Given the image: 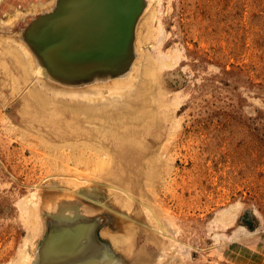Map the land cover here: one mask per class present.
<instances>
[{
    "label": "rangeland",
    "instance_id": "rangeland-1",
    "mask_svg": "<svg viewBox=\"0 0 264 264\" xmlns=\"http://www.w3.org/2000/svg\"><path fill=\"white\" fill-rule=\"evenodd\" d=\"M46 1L0 0V22ZM157 1H131L136 9L132 23L138 22V26L136 34L129 32L130 40L129 35L124 38V67L120 62L122 67L108 62L103 68L107 73L111 67L107 75L117 79L119 70L125 69L129 75L138 66L133 61L140 54L152 55V43L160 34L151 39L141 36L149 22L156 28L162 25V54L177 51V63L161 75L164 90L171 92L166 94L167 103L175 102L170 108L174 129L169 137L161 132L159 155L163 157L159 162L163 164L159 163L156 182L148 186L173 233L160 234L157 246L149 239L156 228L144 222L147 216L139 209L137 196L132 212L125 213L113 202V193L100 187L104 180L82 184L80 178L93 169L87 154L76 163L68 151L64 153L71 158L63 161L37 149L36 137L21 135L23 126L10 109V91L0 88V97L5 98L4 102L0 99V264H11L24 245L26 216L17 205L34 192L42 225L41 233L32 240L37 250L47 232L46 224L48 230L68 237L74 236L69 232L77 226H93L96 221V255L70 258L76 247L81 252L89 243L80 238V247H64V255H70L64 264H136L144 254L145 264H156L151 262L155 258L157 264L166 259L171 264L173 258L174 264H264V0H160L159 6ZM25 15L22 22L28 19ZM151 15H155L152 20ZM54 159L60 161V171ZM73 177L79 179L76 186L68 182ZM227 210L234 217L231 223L215 221ZM119 218L126 219L125 227L134 229L127 250L116 248L112 241L124 231ZM62 257L52 258L53 263Z\"/></svg>",
    "mask_w": 264,
    "mask_h": 264
},
{
    "label": "bare ground",
    "instance_id": "bare-ground-1",
    "mask_svg": "<svg viewBox=\"0 0 264 264\" xmlns=\"http://www.w3.org/2000/svg\"><path fill=\"white\" fill-rule=\"evenodd\" d=\"M58 1L47 0L45 3L30 5L24 13L16 11L0 22V88L10 91V109L16 115L14 118L23 126L21 135L36 137L37 143H34L35 146L38 145L37 149H45L51 158L52 155H58L63 161L71 157L78 161L79 156L87 154L89 159L85 158L87 163L93 165V169L88 171V176L81 177L80 181L82 184L85 181L97 184L104 180L106 184L100 187L113 193V202L125 213L132 212L134 196L138 197L141 202L139 209L147 216L144 217V222L156 228L154 234H148L149 239L158 246L160 234L163 237L164 232L171 234L174 229L161 217L159 206L152 198L155 193L152 195L148 186L157 179L161 163V132H167L166 137H169L174 129L170 108L175 106V102L167 103L166 96L171 92L164 90L161 75L165 69L175 66L178 61L177 51L172 49L168 54H162V25H157L156 28L150 26L149 22L145 34H140L145 39L147 35L151 39L155 34H160V37L154 38L155 44L151 42L153 54H140L135 61L129 58L135 64L138 63V66L129 70V75L122 69L119 70L120 76L117 79L111 78L107 75L111 67L106 73L103 66L108 62L114 66L118 62L124 63L127 56L122 51V45L126 44L124 38L129 32H137L138 22L132 23L136 9L130 6L131 1L61 0L63 4L55 9ZM111 2H115L114 5ZM119 4L122 7L118 8ZM159 4L160 0L157 1L158 6ZM41 12L48 14L42 15ZM24 14L28 19L22 22ZM153 16L155 15H151V20ZM157 23L160 24L158 21ZM49 29L53 30L49 32ZM4 32H12V35H4ZM150 39L148 40L153 41ZM134 45V42L130 45L131 49ZM117 51L120 53H116ZM129 54L133 57V52ZM132 66L135 67L134 64ZM175 93L171 96L174 97ZM64 151L70 152L71 157ZM153 155L155 156L152 157ZM47 158L49 161L50 157ZM95 167L99 170L94 171ZM59 169L61 170V166ZM132 175L136 180L131 178ZM76 178L73 177L68 182L76 186V181L79 180ZM34 193H28L17 205L20 213L26 216L23 223L27 226V237L11 264H54L52 258L54 260L60 254L63 257L57 264H64L70 257L67 253L64 255V247H80V238L89 243L82 245L81 252L74 247L70 258L82 255L87 259L91 253L95 256L98 247L93 243L92 229L89 231V228L82 226H77L74 236L68 237L49 229L50 235L62 237L57 242H49L43 249L35 248L32 240L41 233L42 225L39 204L33 201L36 200ZM51 194L48 196L52 197ZM139 214L137 211L136 215ZM232 215L231 210L224 211L215 221L228 225L234 219ZM125 220L119 218L123 234L112 237L115 247L121 250L128 249L134 231L132 227L124 226ZM144 256L136 264H145ZM99 257L100 255L97 258ZM155 259L151 262L157 264L158 259ZM167 260L162 261L169 264L170 262L166 263ZM172 260L171 264H174V258Z\"/></svg>",
    "mask_w": 264,
    "mask_h": 264
},
{
    "label": "water",
    "instance_id": "water-1",
    "mask_svg": "<svg viewBox=\"0 0 264 264\" xmlns=\"http://www.w3.org/2000/svg\"><path fill=\"white\" fill-rule=\"evenodd\" d=\"M82 1V0H81ZM84 1V0H83ZM127 1V3L128 2H130V1H132V0H126ZM125 1V2H126ZM133 1H136V0H133ZM138 1V0H137ZM97 3V2H96ZM114 3L115 2H111V5H114ZM63 4V2L61 1V0H59L58 1V3H56V8L55 9H57L58 7H60L61 5ZM98 5H100V4H98ZM124 5V4H123ZM118 8L119 7H122V4H119V6H117ZM81 8V7H80ZM79 8V9H80ZM83 10H85V9H83ZM136 16V15H135ZM135 18V17H134ZM55 29V28H54ZM53 29H49V32L50 31H52ZM48 32V33H49ZM132 34V33H131ZM131 34H129V37H128V40H130L131 38H132V35ZM96 221L94 220V225H93V227H91V225H84L83 227L84 228H86V229H88L89 228V231H91V229H92V235H93V238H94V240H95V237H94V229H95V227H96ZM46 234L44 235V237H43V239H42V241H41V243L39 244V246L37 247L38 249H43V248H45L47 245H49V242H57L62 236H58V235H55V234H51V235H49V230H48V227H47V224H46ZM77 232V230H75V231H71V232H69L70 234H75ZM95 243H96V245H98L99 246V244L97 243V241L95 240ZM48 249V248H47Z\"/></svg>",
    "mask_w": 264,
    "mask_h": 264
}]
</instances>
